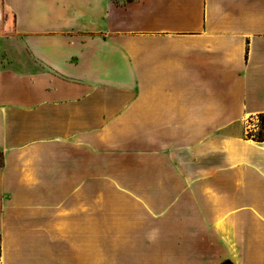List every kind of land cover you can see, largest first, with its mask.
<instances>
[{
	"label": "crops",
	"instance_id": "crops-1",
	"mask_svg": "<svg viewBox=\"0 0 264 264\" xmlns=\"http://www.w3.org/2000/svg\"><path fill=\"white\" fill-rule=\"evenodd\" d=\"M263 113L264 0H0V264H264ZM138 129L166 198L60 195Z\"/></svg>",
	"mask_w": 264,
	"mask_h": 264
},
{
	"label": "rangeland",
	"instance_id": "rangeland-1",
	"mask_svg": "<svg viewBox=\"0 0 264 264\" xmlns=\"http://www.w3.org/2000/svg\"><path fill=\"white\" fill-rule=\"evenodd\" d=\"M258 116L248 119L243 126L247 132L256 133L258 128ZM237 129V128H235ZM233 130V128L231 129ZM246 132V134H247ZM119 141V142H118ZM121 141V143H120ZM174 145L160 144L142 146L140 145V129L129 130L123 134V138L112 143L99 144L96 146V151L92 152L95 156L96 176L91 178V188H95L96 192H80L75 194H60L64 199H79V200H97V201H129L138 202L140 200L164 199L168 196L166 192L150 193L144 191L145 186L155 184H179L184 178L178 176L179 170L175 169L180 164V154L175 156L172 161L169 159V152L174 149ZM145 148V163L150 164L152 169L155 164L160 176L153 175L150 169L140 172V156L142 157ZM156 152V153H153ZM154 154L156 161L153 160ZM183 155V154H182ZM180 159V161H179ZM175 165V166H174ZM183 167V166H182ZM147 169V167H146ZM82 177V184L83 182ZM134 211V210H133ZM140 212V208L135 209V212ZM136 228L140 230V218L131 221ZM222 264H231L229 261H224Z\"/></svg>",
	"mask_w": 264,
	"mask_h": 264
},
{
	"label": "trees",
	"instance_id": "trees-1",
	"mask_svg": "<svg viewBox=\"0 0 264 264\" xmlns=\"http://www.w3.org/2000/svg\"><path fill=\"white\" fill-rule=\"evenodd\" d=\"M258 131L256 133L247 132L246 137L255 142H264V113L258 115Z\"/></svg>",
	"mask_w": 264,
	"mask_h": 264
}]
</instances>
